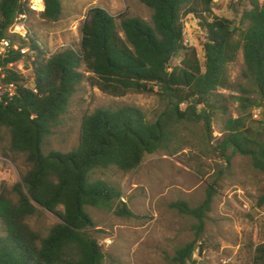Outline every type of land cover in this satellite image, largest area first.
I'll return each instance as SVG.
<instances>
[{"label":"trees","instance_id":"trees-1","mask_svg":"<svg viewBox=\"0 0 264 264\" xmlns=\"http://www.w3.org/2000/svg\"><path fill=\"white\" fill-rule=\"evenodd\" d=\"M138 1L152 11L151 23L94 7L81 27L79 53L65 48L48 56L36 36L8 35L16 17L28 10L19 0H0V44L8 40L18 46L0 55V142L8 132L10 151L23 154L29 168L12 188L16 201L0 192V264H103L102 247L88 233L94 223L86 208L112 210L115 205L116 216H134L120 190L94 176L110 168L136 170L146 156L165 149L179 123H202L210 135L216 112L227 111V98L218 91L230 87L227 67L240 51L242 76L264 105V3L231 0V9L246 7L241 13L234 10L244 28L231 31L233 20L216 16L213 0ZM61 13L62 0H44L43 19L56 22ZM188 16L198 20L206 37L203 66L196 49L184 45L183 18ZM181 53L180 64L171 66ZM19 64L29 77L16 70ZM84 81L115 98L157 95L165 109L152 121L135 106L96 109L82 119L77 148L44 154V139ZM232 99L243 114L260 107L248 96ZM247 118H228L214 151L227 164L232 155L248 157L264 173V140L247 128ZM214 194L208 188L197 207L184 201L170 204L197 221L193 240L175 251L173 264H196L193 256L203 251L200 239ZM59 207L60 223L45 236L31 228L28 221L39 208L57 213ZM253 264H264V244L255 246Z\"/></svg>","mask_w":264,"mask_h":264},{"label":"rangeland","instance_id":"rangeland-1","mask_svg":"<svg viewBox=\"0 0 264 264\" xmlns=\"http://www.w3.org/2000/svg\"><path fill=\"white\" fill-rule=\"evenodd\" d=\"M231 4V0H217L214 14L232 19L234 30L240 31L244 27L239 25V15L234 10L241 13L246 7L242 3L231 9ZM94 7L103 8L115 17L123 15L151 23L152 11L138 0H62L58 21L48 22L41 15L28 13L26 23L47 54L65 48L79 53L81 27L87 12ZM183 22L184 45L196 49L203 66L205 34L192 16L183 18ZM238 38L236 34L235 39ZM182 58L183 53L171 66L179 65ZM244 68L240 51L227 67L230 87L218 91L227 98L223 103L227 111L216 112L210 135L202 123H179L172 128L174 136L165 149L146 156L136 170L124 173L110 168L94 176L120 190L122 202L134 216L130 219L116 216L115 205L112 210L86 208L94 223L88 233L102 247L106 256L103 264H173L175 251L193 240L197 221L181 215L170 204L184 201L190 207H197L204 201L208 188L215 194L204 220L200 239L203 251L201 255L196 252L193 259L196 264H253L255 246L264 244V173L254 169L248 157L231 156L228 151L231 159L227 164L214 151L228 118L247 116V128L264 140V105L242 76ZM81 71L84 72V67ZM25 74L29 77L28 71ZM244 90L248 94H244ZM239 96L250 97L260 107L243 114L232 99ZM120 106L138 107L151 121L165 109L157 95L130 93L115 98L84 81L72 96L65 114L44 139L43 153H68L77 148L81 122L86 115L96 109ZM9 145V134L4 131L0 142V192L16 201L12 188L21 182L29 168L25 156L11 152ZM38 210L28 223L45 236L50 228L60 223L58 214L63 209L59 207L57 213Z\"/></svg>","mask_w":264,"mask_h":264},{"label":"built area","instance_id":"built-area-1","mask_svg":"<svg viewBox=\"0 0 264 264\" xmlns=\"http://www.w3.org/2000/svg\"><path fill=\"white\" fill-rule=\"evenodd\" d=\"M19 1L21 2L22 5H24L27 8L28 11L27 12L24 11L22 14H19L16 17L14 23L8 29V35L16 37V38H20V39L32 38L33 34L30 31L26 23L27 14L34 13V14L41 15L44 12V0H38V2L37 0H19ZM213 2L216 3L217 0H213ZM259 2L264 3V0H259ZM37 43H38V46H40V48L43 49L40 42L38 41ZM8 48L17 50L18 46L17 45L11 46L10 42L8 40H5L0 44V55L5 54ZM26 52H27L26 49L21 50L22 54ZM54 53H49L48 56H51ZM16 70L21 74L25 73V70L23 69V66L21 64H19L16 67ZM12 87L13 86L10 85L9 90H11Z\"/></svg>","mask_w":264,"mask_h":264},{"label":"water","instance_id":"water-1","mask_svg":"<svg viewBox=\"0 0 264 264\" xmlns=\"http://www.w3.org/2000/svg\"><path fill=\"white\" fill-rule=\"evenodd\" d=\"M234 23H235V21H234ZM230 30H231V31H233V30H234V27H233V26H231Z\"/></svg>","mask_w":264,"mask_h":264},{"label":"clouds","instance_id":"clouds-1","mask_svg":"<svg viewBox=\"0 0 264 264\" xmlns=\"http://www.w3.org/2000/svg\"><path fill=\"white\" fill-rule=\"evenodd\" d=\"M37 2H38V0H37Z\"/></svg>","mask_w":264,"mask_h":264}]
</instances>
